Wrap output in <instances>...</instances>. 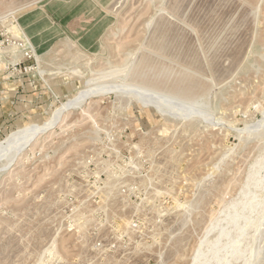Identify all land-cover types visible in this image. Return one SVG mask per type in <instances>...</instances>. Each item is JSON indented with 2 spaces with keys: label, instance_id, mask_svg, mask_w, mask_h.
I'll use <instances>...</instances> for the list:
<instances>
[{
  "label": "rangeland",
  "instance_id": "1",
  "mask_svg": "<svg viewBox=\"0 0 264 264\" xmlns=\"http://www.w3.org/2000/svg\"><path fill=\"white\" fill-rule=\"evenodd\" d=\"M18 89L0 264H264V0H0Z\"/></svg>",
  "mask_w": 264,
  "mask_h": 264
},
{
  "label": "crops",
  "instance_id": "2",
  "mask_svg": "<svg viewBox=\"0 0 264 264\" xmlns=\"http://www.w3.org/2000/svg\"><path fill=\"white\" fill-rule=\"evenodd\" d=\"M22 93H23V90H20V89L15 90V92H10L9 97L12 100L10 101V107L9 108H11V110H9L7 113L0 110V114H1L0 119L2 118V116H4L7 120H9L10 117L15 115L16 111L14 108L16 106L26 105L24 103L19 104L20 101H17V100H21V101H25V102L27 101V96H25V95H24V97L21 96ZM12 108H13V110H12ZM2 110H5V109H2ZM2 113H5V114H2Z\"/></svg>",
  "mask_w": 264,
  "mask_h": 264
}]
</instances>
